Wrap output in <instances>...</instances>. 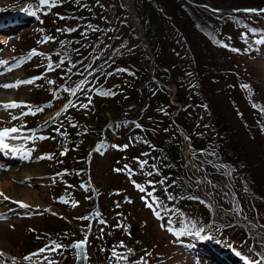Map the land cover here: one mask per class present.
I'll return each instance as SVG.
<instances>
[{
	"label": "rangeland",
	"instance_id": "obj_1",
	"mask_svg": "<svg viewBox=\"0 0 264 264\" xmlns=\"http://www.w3.org/2000/svg\"><path fill=\"white\" fill-rule=\"evenodd\" d=\"M34 2L31 4L28 0H3L2 5H5L0 7L3 9L0 11V26L9 30L7 33H4L3 29L0 30V53L13 55L14 70L18 76L21 75L19 80L34 81L31 84H25L24 93L28 91L26 93L28 96L23 94L26 95L25 98L19 99V103L22 101L20 105L28 107H17L8 111L0 108V122L10 123L14 116L21 117V113L35 112L34 115H23L17 119L24 127L17 128L23 137L11 141L20 142L19 144H24L26 147H19L18 153L22 154L26 160L23 162L21 172L23 174L26 172L27 177H35L30 182L31 186L27 183L15 184L11 179L19 172L13 169L18 166V163L14 167H6L5 161L0 157V186L7 182V187L3 189L9 190L10 182H12L18 191L27 189L26 193L30 195L23 194L20 199H15L10 194L6 195L0 187V192L10 198L4 200L2 197L3 200H0V217H4L0 219L4 229V234L0 233V247L2 249L4 247L7 251L4 252L0 248V252L4 253L0 261H3V264H50V262L74 264L75 249V257H69L66 262L64 257L68 250L65 247L58 251H40L48 246L41 247L42 242L38 241L40 238L38 234L43 231L47 233L45 230L50 225L71 230L74 237L73 244L77 240L87 239L88 264H183L185 262L186 264H244L241 256L259 260L256 254L261 252L264 245V209L259 210L260 222L250 218L245 219L242 217L240 202L238 200L233 202L230 198H226L224 205L230 209L224 210V214H232L238 220L250 222L260 230V233L253 230L256 236L250 247L245 238L232 231L221 219L214 220V225L210 226L212 227L210 229L208 225H205L206 223H200L195 217L188 216L180 205L164 201L160 191H149L151 195L142 194L137 185L144 187L146 184L144 180H147V177H154L156 171L151 170L150 167H140L141 169L132 173L131 176L127 174L123 176L121 172L113 169L116 164L115 157L118 156L113 145L122 138L120 136L130 134L131 126L124 125L125 122L107 127L108 120L112 116L109 111L112 101L105 98L103 91H96L94 87H88L83 82L98 67H109L120 59H131L142 49L150 56L149 67L151 73H154L155 59L143 35L134 0H102L106 18L103 19L102 11H99L98 18L104 20V32L98 39L93 57L89 61L90 65L88 69H81L77 75H71L74 77L63 81L60 88H56L59 62H55L54 57L57 54L59 56L66 54L69 43L56 38L47 39L44 42L47 37L42 28L41 13L43 12L39 11L36 15L30 14L37 7L38 1ZM25 8L29 11H23ZM51 8L42 10H46V14L52 16L54 10ZM241 12L234 15L226 14L225 17L232 18L237 26H240L241 22L244 26L243 21L246 20L255 26V33H260L250 36L237 27L229 33L230 35L224 34L233 39H235L234 36L239 37L240 41H245V46L241 48L232 45L230 40L224 41L221 46L228 48L227 57L239 62L244 76L250 78V94L253 100L258 102L260 113L264 116V58L261 55L264 53V17L254 20L250 18V13ZM253 21H259V23H252ZM163 24L169 39H175L177 36L172 34L174 31L168 27V23ZM124 29H128L131 33L130 40L120 35ZM257 41L262 42L257 43ZM34 50L38 53L37 55H32ZM49 65L52 66L51 70ZM187 67L188 70H193L192 66ZM81 72H85L82 77L79 76ZM181 83L184 85L183 91L188 93L189 100L196 101L200 93L197 85L191 84L188 80ZM69 87L71 91L67 94L66 89ZM168 88L172 92L170 101L177 106L173 111L176 113L181 107V104L175 100L178 86L172 83L168 85ZM60 91L63 92L64 98H60ZM96 108L99 112L98 117L94 119L93 114ZM36 109L43 110L36 111ZM147 115L146 122L149 123L148 120L152 114L149 112ZM72 116L73 119L75 116L84 118L87 124L98 126L102 130L101 135L97 133L90 135L94 142L87 145V151L91 156L84 166L81 178L71 177L66 172L69 159L58 154L59 149H65L64 147L69 143L67 120H70ZM190 116L192 114H189ZM154 117L155 115L152 118ZM162 118L164 121L167 120L166 116ZM209 118L210 112L204 107L201 111L202 122L207 123ZM7 125L6 128L13 127ZM185 139L187 142L181 148L185 159L184 169L188 176L197 180V185H204L203 189L209 198L214 199L212 192L207 191V182L203 175L205 166L213 167L228 177L231 176L232 169L216 159L210 149L202 150L201 154H198L191 147L190 137L186 136ZM7 142L9 143L10 140ZM167 142L169 143L170 140ZM181 142L184 143V140L182 139ZM195 156L199 158L200 164L195 161ZM142 169L146 170L147 174ZM32 182L35 185H32ZM98 188L102 190L101 194H97ZM114 190H123L124 193L117 196L113 193ZM92 191L96 197L99 195V199H92ZM124 194L129 197V200L126 205L120 204L121 206L118 207L115 205L116 200L124 197ZM24 197L32 198L31 204L24 203ZM63 198L68 202L60 203L59 201ZM146 200L148 203L159 202L158 205L154 204L156 211L160 213L159 218L152 208L146 206ZM206 200L210 202V199L206 198ZM12 201L22 202L29 207L22 208ZM190 207H195V203ZM213 208L218 210L220 206L213 204ZM209 251L211 255L215 252L216 256L222 257L223 260L219 263L212 262L211 258L206 257ZM114 252L126 254L127 260L118 261L113 255ZM237 252L240 256L236 255ZM34 253L38 255H33ZM29 256L31 259H26Z\"/></svg>",
	"mask_w": 264,
	"mask_h": 264
},
{
	"label": "trees",
	"instance_id": "obj_2",
	"mask_svg": "<svg viewBox=\"0 0 264 264\" xmlns=\"http://www.w3.org/2000/svg\"><path fill=\"white\" fill-rule=\"evenodd\" d=\"M28 1L35 3V0ZM134 2L143 35L155 59L154 73H151L149 67L150 56L142 49L131 59H120L109 67H98L83 82L96 91H103L105 98L112 101L109 108L112 116L107 127L125 122L124 125L131 126L130 134L127 137L120 136L122 138L113 145L118 154L113 169L123 176H131L140 167H150L156 172L154 177L144 180L145 192L142 194L160 191L164 201L180 205L188 216L206 223L210 229L214 220L221 219L232 231L245 238L251 247L256 236L253 230L260 233L259 228L250 222L238 220L232 214H224L223 211L230 209L224 205L226 198L233 202L238 200L242 217L260 222L259 210L264 209V116L260 113L258 102L250 94V78L244 76L239 62L227 57L229 50L222 47L221 43L230 40L232 45L243 48L245 41H240L237 36L233 39L225 35H230L237 27L250 36L258 35L260 32L255 33V26L246 20L243 21L244 26L242 22L237 26L232 18L226 19L225 16L242 11L250 13V18L254 20L263 18L264 0ZM51 10H54L52 16H48L46 10H41L42 28L46 37L69 43L66 54L54 57V61L59 62L56 88H60L63 81L74 77L71 75H77L81 69H88L98 39L104 32V20L98 18V13L102 11L103 19L106 15L102 0H56ZM163 23H168V27L174 31L172 34L177 36L175 39H169ZM252 23L258 24L259 21ZM120 35L131 39L128 29H124ZM187 66H192L193 70H188ZM84 74L81 72L79 76ZM186 80L196 84L200 90L196 101L189 100L188 93L183 91L184 85L181 82ZM172 83L178 86L175 100L181 104L176 113L173 111L177 106L170 101L172 92L168 88ZM245 85L249 87L245 88ZM70 91L71 87L67 88L66 93L70 94ZM59 93L60 98H64L63 92ZM204 107L210 112L207 123L201 119ZM97 108L93 114L94 119L98 117ZM149 112L152 116L148 123L146 118ZM188 113L192 116L189 117ZM165 116L166 121L162 118ZM67 126L69 143L65 149H59L58 154L69 159L66 172L71 177L81 178L91 156L87 145L94 142L90 135H101L102 130L77 116L67 120ZM186 136L190 137L191 147L198 154L210 149L216 159L232 169L228 177L213 167L205 166L203 175L207 191L212 192L214 199L209 198L203 189L204 185H197V180L188 176L184 169L185 159L181 148L187 142ZM167 140L170 142L166 143ZM195 161L201 163L197 156ZM143 171L147 174L146 170ZM98 193H102L99 188ZM113 193L121 196L124 191L114 190ZM98 196L92 191L93 200L99 199ZM64 198L59 202L63 203ZM206 198L210 202H206ZM128 200L129 197L124 194V197L116 200L115 205H126ZM193 203L195 207L191 208ZM213 204L220 206V209L215 210ZM51 226L45 230L47 233L43 231L38 234L41 247L55 241L68 250L65 262L69 257H75L72 231ZM256 255L259 258L264 256V245Z\"/></svg>",
	"mask_w": 264,
	"mask_h": 264
},
{
	"label": "bare ground",
	"instance_id": "obj_3",
	"mask_svg": "<svg viewBox=\"0 0 264 264\" xmlns=\"http://www.w3.org/2000/svg\"><path fill=\"white\" fill-rule=\"evenodd\" d=\"M2 2L3 0H0V7L4 6L5 4L2 5ZM5 12V11H4ZM16 12V11H15ZM16 13H19V12H16ZM3 29L5 30L4 33H7V31L9 30H6L4 27L1 28L0 26V30ZM2 31V30H1ZM262 55V58H264V53L261 54ZM16 56V55H15ZM13 55H11V53H0V62H3V63H0V85H3V84H17L18 82L22 81V80H19V77L21 76H18V74L16 73V71L14 70V59H13ZM263 72H264V69H263ZM26 77V76H25ZM23 78V76H22ZM25 81V80H24ZM25 84H20L19 87H16V88H3V87H0V106L2 105H5V104H11V103H16V104H20L22 101H20L19 103V99H24L25 96L27 95L26 93L28 91H26L24 93V88H25ZM28 89V87H27ZM6 93H9L11 95H8ZM30 93V91H29ZM23 94H26L25 96ZM30 95V94H29ZM28 96V95H27ZM0 108H3V107H0ZM20 109V108H19ZM10 110V109H9ZM8 111V110H7ZM13 111V110H11ZM10 111V112H11ZM21 111V110H20ZM3 112V111H2ZM4 113V112H3ZM12 113V112H11ZM13 118V117H12ZM11 120V119H10ZM8 121V120H7ZM7 124L13 126V127H16V128H24L22 127L23 125L19 124L18 120L17 119H13L12 122H0V130L6 128L5 126H8ZM13 135H19L20 138L23 137L22 134H13ZM12 140H10L9 144L11 147H14L16 149H19V147H23V148H26L24 144H19V143H13L11 142ZM16 142V141H15ZM3 152V153H2ZM0 157L3 158V160L5 161V164L4 162H2L6 167L7 166H10V167H14V165L16 163H18L17 167L16 168H13L14 170H19V172L16 174V176L14 175L13 179H11L12 181H14L15 184H28L31 186V181L32 179H34L35 177H27L26 176V172H24V174L21 172L22 170V167L24 165L23 162H25L26 160L23 158L22 154L18 153V152H10V151H5V150H0ZM1 164V163H0ZM1 168V166H0ZM28 168V167H27ZM3 169V168H2ZM30 172V171H29ZM28 173V172H27ZM34 174V173H33ZM32 174V176H33ZM1 175V174H0ZM38 177V176H37ZM40 177V176H39ZM12 184V182H10V189L9 190H6L3 189V188H6L8 183L7 182H4L2 184L1 187V190L6 193V195H11V197L15 198V199H20V197L23 195V194H27V189H25L24 191H18L15 184ZM12 184V186H11ZM27 185V186H28ZM32 185H35V183L32 182ZM23 189V188H22ZM29 189V188H28ZM12 190V192L10 191ZM8 191H10V193H8ZM14 191V192H13ZM37 195V194H36ZM30 196V195H28ZM2 199V197H0V200ZM3 200V199H2ZM32 202V198L30 197H24V203H30L31 204ZM27 209V208H26ZM5 228V226H4ZM6 229V228H5ZM0 233H3L4 234V229H3V226L0 224ZM25 242V241H24ZM23 244V243H22ZM25 244V243H24ZM1 246H4V245H1ZM24 246V245H23ZM1 248V247H0ZM28 248V247H27ZM2 249V248H1ZM25 249V248H24ZM4 252H7L5 250V248L3 247L2 249ZM8 250V249H7ZM21 254V253H20ZM23 255V254H22ZM7 256V255H6ZM19 256V255H18ZM206 257L208 259H212V262L214 263H219L220 261H222V257H217L216 256V253L213 252L212 255H211V252L209 251L206 255ZM207 259V260H208ZM185 261V260H184ZM204 261V260H203ZM33 262V261H32ZM205 263V262H203ZM183 264H186L183 263ZM206 264V263H205Z\"/></svg>",
	"mask_w": 264,
	"mask_h": 264
},
{
	"label": "snow or ice",
	"instance_id": "obj_4",
	"mask_svg": "<svg viewBox=\"0 0 264 264\" xmlns=\"http://www.w3.org/2000/svg\"><path fill=\"white\" fill-rule=\"evenodd\" d=\"M54 0H38L37 3V7L32 10L30 12V14L32 15H36L37 12L41 11L43 8H50L53 6ZM0 11H3V9H0ZM23 11L28 12L29 9L25 8L23 9ZM246 11H255V10H246ZM47 39L49 38H45V41H47ZM262 41H257V43H261ZM38 53L35 52V50L33 51L32 55H37ZM3 63V62H0ZM51 65H49V68L51 70ZM34 81L29 80V81H20L17 84H3L0 85V87L3 88H16L19 87L20 84H31ZM245 88H248L249 86L245 85ZM67 90V89H66ZM75 94V93H72ZM107 94V93H105ZM0 107H3L5 110L8 109H15L17 107H28L27 105H20V104H16V103H11V104H5L2 105ZM43 109H36V111H42ZM28 114H35V112H30V113H21V117L23 115H28ZM21 117H16L14 116L13 119H19ZM20 130L17 129L16 127H12V128H4L2 130H0V150H5V151H10V152H18L19 149H16L14 147H11L10 144L7 142L9 140H15L20 138L19 135H13V134H19ZM39 139H44V137H39ZM127 168V166H125ZM119 171V170H118ZM137 188L139 189L140 192H145V188L143 186L137 185ZM149 195H151L149 193ZM0 197H3L4 200H9L10 198L8 196H6L4 193L0 192ZM142 199H144V197H142ZM65 203H67L68 201H64ZM12 203H17L19 204L20 207L22 208H28L29 206L26 204H23L22 202L19 201H12ZM154 204L158 205L159 202L158 201H153L152 203H148L146 200V206L149 208H152L153 211L155 212V214L157 215V217H160V213L158 211H156ZM4 217H0V219H3ZM101 223H103V221H101ZM202 238H206V237H202ZM87 239L80 241V242H76L72 245V248L77 250V254L78 256H80L82 259H86V245H87ZM64 246L57 244L55 241L52 242V245L48 246L45 249H41V252H45V251H58L61 250ZM121 247H123V245H121ZM4 255L3 252H0V257H2ZM33 255H38V253H34ZM113 255L116 257V259L118 261L120 260H127V255L126 254H119V253H113ZM236 255L240 256V253L237 252ZM26 259H31V256L26 257ZM241 259L244 261V264H264V256H262L259 260H253L249 257H243L241 256ZM0 264H3V261H0ZM50 264H52V262H50Z\"/></svg>",
	"mask_w": 264,
	"mask_h": 264
},
{
	"label": "water",
	"instance_id": "obj_5",
	"mask_svg": "<svg viewBox=\"0 0 264 264\" xmlns=\"http://www.w3.org/2000/svg\"><path fill=\"white\" fill-rule=\"evenodd\" d=\"M139 33H140L141 36H143L140 31H139ZM80 241H83V239L77 240L76 242H80ZM75 251H76V259H75L74 264H88V257H89V254H88V243H87L86 249H85L86 257H87L86 259H82L80 256H78L76 249H75Z\"/></svg>",
	"mask_w": 264,
	"mask_h": 264
}]
</instances>
